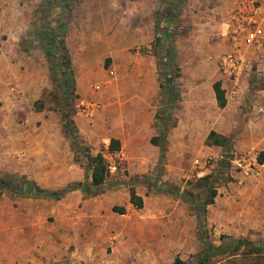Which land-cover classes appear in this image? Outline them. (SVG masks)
Masks as SVG:
<instances>
[{"label":"rangeland","instance_id":"rangeland-1","mask_svg":"<svg viewBox=\"0 0 264 264\" xmlns=\"http://www.w3.org/2000/svg\"><path fill=\"white\" fill-rule=\"evenodd\" d=\"M240 1L233 0L234 9ZM134 3L148 14L158 6L159 14H153L151 20L158 24L164 19V44L132 52L150 50L157 59L160 91L153 105L158 138L168 154L162 164L138 171L130 167L125 155L133 149L127 143L124 153L115 159L118 169L109 172L102 185L93 187L87 157L107 148L115 130L128 124L132 107L127 100L114 103L111 93L118 81L111 76V62L99 65L103 46L91 44L89 37L97 34L107 39L115 24H135V13L128 12ZM259 5L264 14V0ZM219 6V0H19L12 33L1 28L0 58H4L6 46H11L35 60L44 56L49 72L44 75L34 70L26 79L35 83L25 86L15 73L9 79H16L14 84L0 78V179L14 181L12 186L16 179V185L33 181L59 196L51 199L55 202L74 186L88 189L71 194L69 245L79 253L71 261L54 264H192L209 246L224 252L207 264H264V253L253 254L247 247L233 256L225 252L240 239L264 246V164L257 177L243 172L262 153L255 144L259 135L251 137V131H258L264 116L258 111L264 104V75L261 62L252 55L263 60L264 48L249 54L250 67L240 82L241 93L236 100H227L233 104L229 109L234 113L235 132H217L227 142L224 146L211 144L210 132L220 130L228 120L208 88L217 81L225 89L231 88L221 62L230 51L227 23L234 9L222 13ZM140 20L147 25L150 19L141 16ZM82 37L89 46L85 57L97 73L79 72L72 59V73L66 69L61 42L65 41L79 66ZM0 65L3 67L2 62ZM27 66V62L21 64L24 70ZM60 148L70 151L71 172L79 180L62 188H45L34 180L33 170L44 168L46 175L44 161L52 156L45 154ZM21 163L30 165L26 173ZM215 188L214 202L204 209ZM131 190L143 198L142 208L131 203ZM0 197L20 196L0 188ZM114 207H125L126 212L120 214Z\"/></svg>","mask_w":264,"mask_h":264},{"label":"crops","instance_id":"crops-1","mask_svg":"<svg viewBox=\"0 0 264 264\" xmlns=\"http://www.w3.org/2000/svg\"><path fill=\"white\" fill-rule=\"evenodd\" d=\"M219 1L220 6L217 9L222 13L234 9L233 0ZM18 3L19 0H0V26L7 33L13 31L14 10H20ZM140 6L139 3H134L128 9V12L135 13L134 17L136 19L134 20L137 21L135 24L133 23L128 27L127 25L121 26L120 23L115 24L111 36L107 39H102L97 34L89 38L91 44L99 43L103 46L104 55L99 65L104 67L105 61L111 62V76L118 81L117 87H114L111 93L114 103L118 102L119 104L127 100L129 108L132 107V113L128 115V124L116 129L105 146L109 147L111 140L117 139L121 144L119 153H124L126 144L128 143V146L132 144V151L125 152V155L131 168L143 172L145 167L150 169L160 163L161 159L160 146L152 143V139L160 135L157 128V109L153 105L160 91V83L157 59L150 53V50L145 54H142L139 50L132 51L134 48L141 49L142 47L153 49V43L157 35V22H153L151 19L153 14H156V16L159 14V10L158 6L154 12L148 9L149 12H152V14H148L146 10H140ZM136 14H139V16ZM141 16L150 19L149 22L147 21V25L140 20ZM211 17L216 19L217 16ZM261 20L264 27V14L261 15ZM23 27L26 26L23 25ZM10 43L12 44V41ZM87 44V38L82 37L79 46L81 52L79 53V66L75 64L76 57L73 58L72 52L71 59L73 66L79 72L90 75L96 70L90 67L89 58L85 57L89 49ZM10 47L6 46L5 52L2 54L4 58H0V62L3 63V67L0 65L2 82L5 79L7 80L6 84H14L16 79L12 77L11 80L9 79L10 73H15L23 86L27 83L33 85L35 83L34 79L29 81L26 79L31 77L29 73L35 70L46 75L49 72L48 63L44 56L39 55V60H35L34 56L25 55L24 52L16 51ZM262 57L263 60L258 58L256 53L252 55V59L261 62L260 66L264 75V55ZM17 60H20V62L18 63ZM23 62L28 63L25 70L21 67ZM100 66L99 68H101ZM214 83L211 84L208 91L211 98L216 101ZM193 87L197 91L201 90L199 85H193ZM11 90L14 93L15 86H12ZM226 98L228 100L227 95ZM227 102V105L223 108L228 120L227 125L220 126V130L213 129L215 132H221L224 135L235 132L232 124L234 113L229 109L230 105L233 104ZM260 124L261 127L264 126V116ZM261 127L258 131L255 129V133L251 131L253 133L251 137L255 134L259 135L255 144L259 150L261 149L264 152V127ZM221 128H224L223 131H221ZM249 132L250 129H247V134ZM240 135L242 136L243 133ZM168 139L170 138L166 137V140ZM49 154L52 157L44 161L48 172L45 175L44 168L33 170L32 177L35 181L45 188L57 189L77 179L73 178L71 172L69 150H66V148L61 150L60 148L57 151L52 150L51 153L49 151L45 155L49 156ZM167 154L168 150L165 151V157ZM21 165V170L26 173L30 165L25 163H21ZM56 165L61 166L60 169ZM59 172H63V174L61 175ZM76 192H79V190L70 191L66 197L64 196L58 202L45 198L0 197V264H54L71 261L72 256L79 253L73 252L69 245L70 232L68 227L69 219H72L73 215L71 194ZM51 218H54V220H51ZM55 227L56 231L53 232Z\"/></svg>","mask_w":264,"mask_h":264},{"label":"trees","instance_id":"trees-1","mask_svg":"<svg viewBox=\"0 0 264 264\" xmlns=\"http://www.w3.org/2000/svg\"><path fill=\"white\" fill-rule=\"evenodd\" d=\"M161 21H164V19H161L160 22L158 21L157 35H156V38L154 40L153 46H155L157 43H159L161 45L164 44V41H165L164 38H166L167 33L163 32V27L161 26ZM161 27H162V30H161ZM50 45L53 46L52 43ZM61 45H62V50L65 54L66 69L69 73H72L73 69H72V64H71V56L69 54V51H68L67 46L65 44V41H62ZM53 48H54V50H52V52H54V58H55L57 56V53L55 50V48H56L55 45L53 46ZM167 58H169V57L167 56ZM55 60H56V58H55ZM213 88L215 90L218 105L221 108H224L227 105V98H226V91L222 86V82L221 81L215 82L213 85ZM70 132L71 131L67 130L68 134H71ZM208 139H209V142L211 144L217 145V146H219V145L224 146L227 142V138L225 136L220 135L219 133H217L215 131L210 132ZM152 143L155 145H159L161 148L160 163L162 164L164 157H165L166 147L163 143H161V140H159L158 137L153 138ZM109 149H110V151H113V152H119L121 149L120 141L117 139H112L110 142V145H109ZM87 159L91 163V170H92L91 185L93 187H98L105 182L106 177L110 172L108 167H107V163H106L104 157L100 153L97 154L96 156L89 155L87 157ZM259 160L262 164L264 163V152L261 153V157ZM12 182L14 183V181H5L3 179H0V188L12 189L14 191V193H16L20 197L59 199V196H57L56 194H52L49 191L41 188L40 186H38L33 181L28 182L25 185H21V184L16 185V183L19 182L16 179L15 184L13 186L10 184ZM77 189H80L82 191H85V190L88 191L87 188H85V190H84L83 187H81L80 185L74 186L73 188H71L69 190H77ZM216 195H217V190L215 188L212 190V194H211L210 198L208 199V202L204 205V207H203L204 209L208 205H210L214 202ZM130 201L134 206H136L138 208H142L144 205L143 198L141 196H139L134 190H131ZM114 211H116L120 214H124L126 212V209H125V207H114ZM242 247H247L249 249V251L253 254L264 253V246H257L256 244L252 243L251 241L242 240V239L235 241L233 247L229 250H226L225 252L230 253L231 256H233ZM222 252H224V251H217V250H214L212 248V246H209L205 252H203L201 255H199L192 262V264H207L210 262V260L212 258H214L216 256H220L222 254ZM179 262H181V261H179Z\"/></svg>","mask_w":264,"mask_h":264},{"label":"built area","instance_id":"built-area-1","mask_svg":"<svg viewBox=\"0 0 264 264\" xmlns=\"http://www.w3.org/2000/svg\"><path fill=\"white\" fill-rule=\"evenodd\" d=\"M228 46L230 51L222 58L223 75L231 83V88L224 87L229 101L236 100L241 93V80L246 76L252 51L264 48V27L261 20L259 0H242L232 11L228 20ZM0 26V39H1ZM259 112H264V104L260 105ZM104 157L109 171L117 170L115 162L120 156L119 152L110 151L107 147L100 152ZM114 160V161H113ZM253 166L248 168L249 166ZM262 163L255 158L253 163L243 167L245 175L257 177L260 175Z\"/></svg>","mask_w":264,"mask_h":264}]
</instances>
